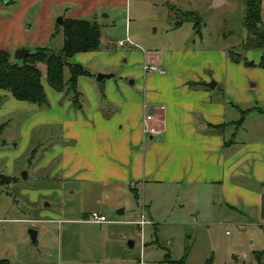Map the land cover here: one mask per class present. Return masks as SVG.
I'll list each match as a JSON object with an SVG mask.
<instances>
[{
  "label": "rangeland",
  "instance_id": "obj_1",
  "mask_svg": "<svg viewBox=\"0 0 264 264\" xmlns=\"http://www.w3.org/2000/svg\"><path fill=\"white\" fill-rule=\"evenodd\" d=\"M213 1L131 0L129 16L123 6L116 10L103 7L87 15L86 19L101 24V47L96 56L69 59L71 63L83 64L91 73L81 78L79 84L84 113L92 108L93 94L99 103L114 100L117 105L118 101L138 98L143 101L142 79L145 75L159 74L147 69L145 73L144 63L148 65L151 56L160 58V66L168 75L175 71L179 75L190 72L209 80L208 83L220 81V85L226 86L227 82L235 88L246 84L247 95H253L264 105V69L244 64L245 59L258 61L262 54L259 49L244 47L248 35L243 23L244 2L226 0L213 7ZM49 2L52 3L0 0L1 19L5 22L1 35L5 42L9 41L13 58L16 49L26 47L17 44L26 40L29 46L32 40L47 39V48L57 52L62 49L64 32L58 19L73 5L69 1H56L52 5L51 35L46 34L49 11L44 8L41 12V4ZM181 11L199 15V26L196 18H186ZM262 20L264 23V0ZM127 32L133 43L118 45L119 40L126 39ZM175 52L185 55L173 57ZM231 52L236 57L240 54V61H227ZM187 54L196 55L187 57ZM168 59L173 60L174 68L166 63ZM41 69L42 82L50 95L55 90L47 82L44 64ZM100 73L114 76L98 82ZM65 74L68 77V69ZM102 92L107 98H102ZM6 93L0 89V125L7 123L1 135L7 144L0 148L5 152L0 157V173L19 178L15 183L0 185V259H9L11 264H167V254L174 260L187 254L186 264H207L210 259V264H255L252 249L264 244V219L243 229L233 219L227 225L211 224L190 207L182 209L176 192L158 185L139 187V201L128 187L106 189L110 199L100 198L101 202L84 200L75 182L60 183L50 178L45 165L34 171L35 164L44 160L53 144L63 141L61 133L65 125L49 124L45 122L47 113L40 114L38 119L43 121L31 132L30 119L36 115L22 105L33 103L16 100ZM236 104L244 109L251 106L246 99ZM50 106L41 108V112ZM52 109L61 120L74 116L73 110L62 104ZM145 201L154 223L141 230L140 220H150ZM44 209L46 214L41 213ZM120 209L125 213L120 215ZM94 210L103 212L108 221L103 224L92 221L90 214ZM85 212H89V220H84ZM32 229L38 233L36 242L31 236Z\"/></svg>",
  "mask_w": 264,
  "mask_h": 264
},
{
  "label": "crops",
  "instance_id": "obj_2",
  "mask_svg": "<svg viewBox=\"0 0 264 264\" xmlns=\"http://www.w3.org/2000/svg\"><path fill=\"white\" fill-rule=\"evenodd\" d=\"M9 1L6 0L7 3ZM51 1L46 5L41 4V12L44 8L49 11L47 20L50 25L46 34L51 35L53 18L50 14L56 1L72 2L73 7L66 9L63 18L84 19L103 7L114 10L126 7L129 16L131 4V0ZM225 2L221 0L219 5ZM2 23L5 24L0 14V50H9V41L5 42L1 35ZM126 38L132 41L128 43H133L128 32ZM45 41L32 40L27 46L26 40L17 46L37 49L47 47ZM95 52L76 53L70 59L77 56V60L88 59L96 56ZM184 55L175 52L173 57ZM159 59L158 56H151V61L160 62ZM169 60L166 63L172 67L173 60ZM227 61L234 62L231 55ZM145 65L146 62L144 70L148 73ZM146 76L142 79L143 101L138 98L121 103L118 101L117 105L114 100L99 103L93 94L95 99L87 115L83 110V99L81 107L77 108L64 92L55 89V92L47 94L51 106L44 112H41L37 104H23L22 107L33 110L36 115L30 119L33 125L30 126L31 132L43 121L38 119L40 114L47 113L45 122L49 124L61 122L65 125L61 133L63 141L53 144L44 160L35 164L34 171L45 165L44 169L50 178L60 183L66 180L75 182L84 200L101 202L100 198L110 199L111 194L106 189L128 187L139 201V187L158 185L172 189L173 194L176 192L182 209L190 207L211 221V224L227 225L233 219L243 229L264 219V119H261L264 116V105L250 93L247 95L246 84L235 88L227 82L226 86H222L217 81L215 87H209V80H203L199 78L201 76L190 72L186 75H179L175 71L171 75L166 72ZM102 93V98H107L106 93ZM6 95L15 98L9 92ZM242 99L251 102V106L244 109L236 104ZM58 104L73 110L74 116L61 120L56 110L52 109ZM147 115L152 116L148 122L145 121ZM241 119L243 121L238 125ZM6 124L2 125L5 127ZM218 125L221 127H212ZM148 126L155 127L156 132H150ZM1 135L0 148L7 144ZM4 153L0 149V157ZM0 174L12 177L14 183L19 178L16 175ZM144 205L148 209L146 201ZM30 207L33 209V206H26L27 209ZM121 210L123 212L119 213ZM119 211L120 215L125 213L124 209ZM41 213L46 214L47 210ZM88 213H84V220H89ZM148 213L149 222L142 223L146 219L142 218L138 223L141 230L154 223L149 209ZM252 253L255 264H264V244L252 249Z\"/></svg>",
  "mask_w": 264,
  "mask_h": 264
},
{
  "label": "trees",
  "instance_id": "obj_3",
  "mask_svg": "<svg viewBox=\"0 0 264 264\" xmlns=\"http://www.w3.org/2000/svg\"><path fill=\"white\" fill-rule=\"evenodd\" d=\"M243 23L248 35L244 42L246 49H259L262 54L257 62L245 59L244 64L249 67L264 69V23L262 20L263 0H243ZM186 18H196L197 27L200 24V16L194 12H185ZM181 23V22H180ZM64 44L57 52L47 47H39L34 53L24 58L21 63L14 60L9 50H0V89L6 90L17 100L37 104L44 108L49 106L48 96L42 82L43 70L46 67V79L48 84L58 92H64L74 106L82 105V92L79 90V79L90 76L89 70L82 64L71 63L69 59L76 53L96 51L101 47V25L96 20L84 18H64L63 23ZM234 61H240L239 57L231 52ZM66 69L69 75L66 76ZM243 119L237 122L241 124ZM4 125L0 126V135ZM220 128L221 126H212ZM12 177L0 174V185L13 182ZM165 262L168 264H186V257L179 260L171 259L167 254ZM211 259L207 264H210ZM0 264H11L9 259H0Z\"/></svg>",
  "mask_w": 264,
  "mask_h": 264
},
{
  "label": "water",
  "instance_id": "obj_4",
  "mask_svg": "<svg viewBox=\"0 0 264 264\" xmlns=\"http://www.w3.org/2000/svg\"><path fill=\"white\" fill-rule=\"evenodd\" d=\"M219 3H221V0H215L213 3V7H217L219 5ZM58 23L63 25L64 23V18L61 16L58 19ZM35 50H32L31 48H26V47H21L16 49L15 53H14V60L17 61L18 63H21V61L26 58L27 56L31 55L32 53H34ZM238 57H240V54H237ZM114 76V74H103L100 73L97 76V81L101 82L103 81L105 78H110ZM216 85V81H212L207 83V86L209 87H215ZM24 177L27 178V174L26 172L24 173ZM123 210L119 211V213H122ZM31 236L33 238V241L36 242L37 241V231L36 230H31ZM132 244V243H131Z\"/></svg>",
  "mask_w": 264,
  "mask_h": 264
},
{
  "label": "built area",
  "instance_id": "obj_5",
  "mask_svg": "<svg viewBox=\"0 0 264 264\" xmlns=\"http://www.w3.org/2000/svg\"><path fill=\"white\" fill-rule=\"evenodd\" d=\"M126 42H132V41L129 38H126L124 40H120L119 44L124 45ZM145 69L150 70V71H157L161 74H165L167 72L166 69L163 68L162 66H160V63L157 62L156 60H152L148 65H145ZM151 119H152V116L147 115L145 121L148 122ZM148 130L150 132H156L155 127H149L148 126ZM90 219H92V221H95L97 223H104V222L108 221L105 215L100 214L96 211H94L90 214ZM146 222H149V221L147 219H144L142 221V223H146Z\"/></svg>",
  "mask_w": 264,
  "mask_h": 264
}]
</instances>
